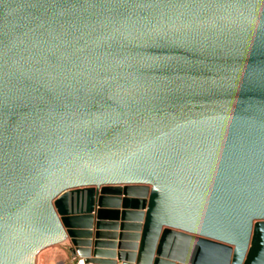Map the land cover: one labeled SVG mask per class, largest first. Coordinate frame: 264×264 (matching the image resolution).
I'll return each instance as SVG.
<instances>
[{"label":"water","instance_id":"obj_1","mask_svg":"<svg viewBox=\"0 0 264 264\" xmlns=\"http://www.w3.org/2000/svg\"><path fill=\"white\" fill-rule=\"evenodd\" d=\"M264 264V0H0V264Z\"/></svg>","mask_w":264,"mask_h":264},{"label":"rangeland","instance_id":"obj_2","mask_svg":"<svg viewBox=\"0 0 264 264\" xmlns=\"http://www.w3.org/2000/svg\"><path fill=\"white\" fill-rule=\"evenodd\" d=\"M68 252L61 245L47 248L39 253L37 264H63L67 263Z\"/></svg>","mask_w":264,"mask_h":264},{"label":"built area","instance_id":"obj_3","mask_svg":"<svg viewBox=\"0 0 264 264\" xmlns=\"http://www.w3.org/2000/svg\"><path fill=\"white\" fill-rule=\"evenodd\" d=\"M63 264H84V261L78 260V259H73V260L68 261L67 263H63Z\"/></svg>","mask_w":264,"mask_h":264},{"label":"crops","instance_id":"obj_4","mask_svg":"<svg viewBox=\"0 0 264 264\" xmlns=\"http://www.w3.org/2000/svg\"><path fill=\"white\" fill-rule=\"evenodd\" d=\"M71 260H73V259H71L70 254L68 253V257H67V261L66 262L71 261Z\"/></svg>","mask_w":264,"mask_h":264}]
</instances>
